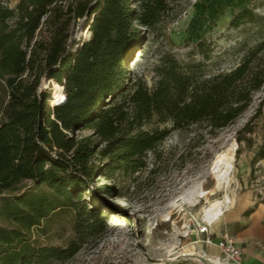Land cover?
I'll list each match as a JSON object with an SVG mask.
<instances>
[{
	"label": "trees",
	"instance_id": "obj_1",
	"mask_svg": "<svg viewBox=\"0 0 264 264\" xmlns=\"http://www.w3.org/2000/svg\"><path fill=\"white\" fill-rule=\"evenodd\" d=\"M183 1L0 0V214L18 221L0 224V264L72 257L107 229L99 206L79 203L95 177L110 183L99 190L115 191L118 170L145 167L175 131L229 126L264 88V12L246 6L232 16L241 56L213 68L206 40L185 57L159 41ZM78 23L88 38L73 34ZM143 60L148 68L134 72ZM42 77L56 82L60 97L40 87ZM263 107L264 96L255 117ZM63 209L74 211L73 238L66 247H37L31 228Z\"/></svg>",
	"mask_w": 264,
	"mask_h": 264
},
{
	"label": "rangeland",
	"instance_id": "obj_2",
	"mask_svg": "<svg viewBox=\"0 0 264 264\" xmlns=\"http://www.w3.org/2000/svg\"><path fill=\"white\" fill-rule=\"evenodd\" d=\"M17 2L11 0L10 5ZM246 6L264 12V0H184L180 15L167 25L166 38L159 41L185 57L198 41L206 40L214 49L213 68L228 69L241 56L234 46L243 37L239 30L229 27V22ZM73 30L77 39L90 36V31L82 30L79 23ZM40 34L47 35L45 27ZM148 66L149 62L143 60L141 66L131 68L140 73ZM40 87L51 91L52 96L56 90V98L62 92L55 81L45 77ZM263 96L264 88L255 93L248 109L235 122L215 133H210L204 124L175 131L156 153L146 155L145 167L118 170L113 192L99 190L102 183H110L95 177L89 195L84 193L79 203L88 208L99 206L105 212L106 232L89 238L72 257L48 264H204L198 255L222 262L219 248L201 242L198 222L205 221V210L226 194L230 197L229 209L245 194L253 195L257 202L264 200V157L258 156L264 143V107L262 114L255 117ZM89 133L90 130L79 132ZM224 152L234 153L233 179L227 187L216 189L212 166ZM26 184L23 191L29 189L30 181ZM205 191L212 194L202 198ZM63 210L48 222L44 219L43 229L36 225L31 228L37 247H66L73 238L74 211ZM17 223L15 218L0 214L1 225L13 227ZM212 248H216L217 256H209Z\"/></svg>",
	"mask_w": 264,
	"mask_h": 264
},
{
	"label": "crops",
	"instance_id": "obj_3",
	"mask_svg": "<svg viewBox=\"0 0 264 264\" xmlns=\"http://www.w3.org/2000/svg\"><path fill=\"white\" fill-rule=\"evenodd\" d=\"M250 208L253 211L245 214ZM214 225L213 237L216 241L223 232H228L241 248L240 264H264V200L257 202L253 195L245 194L215 220L211 232ZM208 254L217 256L216 248L210 249Z\"/></svg>",
	"mask_w": 264,
	"mask_h": 264
},
{
	"label": "bare ground",
	"instance_id": "obj_4",
	"mask_svg": "<svg viewBox=\"0 0 264 264\" xmlns=\"http://www.w3.org/2000/svg\"><path fill=\"white\" fill-rule=\"evenodd\" d=\"M233 162H234L233 152L221 153L214 161L213 166H212V173L216 180V189H221L223 187H227L228 185H230L233 179V172H234ZM211 194H212L211 191H208V192L205 191V192H202L200 196L202 198H207ZM229 203H230V197L228 194L224 196L223 200L218 199L214 201V203L208 209L205 210L204 220L208 222H213L214 220L219 218V216H221L224 213L225 209L229 207ZM188 254H193V253L190 252ZM198 256H200L199 260L202 263L207 264L203 262L202 260L203 256L201 255H198ZM207 259H210L211 261L219 263V264H222L223 262V261L221 262L217 258L210 257Z\"/></svg>",
	"mask_w": 264,
	"mask_h": 264
},
{
	"label": "built area",
	"instance_id": "obj_5",
	"mask_svg": "<svg viewBox=\"0 0 264 264\" xmlns=\"http://www.w3.org/2000/svg\"><path fill=\"white\" fill-rule=\"evenodd\" d=\"M228 209L229 207H227L225 211ZM214 222L215 220L213 222H198V234L203 236L201 242L206 246L215 245L218 247L223 253V257H221L224 262L223 264H240L242 256L241 248L236 245L228 232H223L220 239L216 241L211 232V226Z\"/></svg>",
	"mask_w": 264,
	"mask_h": 264
},
{
	"label": "water",
	"instance_id": "obj_6",
	"mask_svg": "<svg viewBox=\"0 0 264 264\" xmlns=\"http://www.w3.org/2000/svg\"><path fill=\"white\" fill-rule=\"evenodd\" d=\"M203 262L207 263V264H219L216 262L211 261L210 259H207L206 257H202Z\"/></svg>",
	"mask_w": 264,
	"mask_h": 264
}]
</instances>
